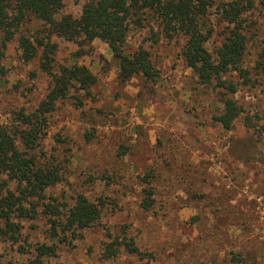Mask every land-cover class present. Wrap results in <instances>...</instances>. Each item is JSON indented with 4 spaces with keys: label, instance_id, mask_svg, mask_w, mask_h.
Segmentation results:
<instances>
[{
    "label": "rangeland",
    "instance_id": "obj_1",
    "mask_svg": "<svg viewBox=\"0 0 264 264\" xmlns=\"http://www.w3.org/2000/svg\"><path fill=\"white\" fill-rule=\"evenodd\" d=\"M87 1L62 0L57 16L80 19ZM226 1L208 0L212 34L205 46L212 56L229 26L218 11ZM248 5L238 19L246 36L247 79L230 69L223 87L216 79L200 80L181 53L184 39L166 38L149 17L129 27L123 49H146L158 70L153 79L139 74L122 81L105 40L56 34L50 35L55 52L48 73L39 63L46 31L35 18L24 32L37 48L35 57H22L17 38L6 42L0 125L13 129L17 116L33 112L63 66L84 65L96 78L89 89L76 80L67 87L26 149L41 164L60 167L62 178L48 187L45 202L71 204L81 193L100 208L99 220L57 243L49 262L264 264V72L256 67L264 46V0ZM227 96L242 112L224 128L214 117ZM149 198V209H142ZM45 221L42 214L17 216L0 203V264L25 262L35 243H50ZM113 237L132 240L138 252L121 245L116 255L105 256Z\"/></svg>",
    "mask_w": 264,
    "mask_h": 264
},
{
    "label": "trees",
    "instance_id": "obj_2",
    "mask_svg": "<svg viewBox=\"0 0 264 264\" xmlns=\"http://www.w3.org/2000/svg\"><path fill=\"white\" fill-rule=\"evenodd\" d=\"M248 4L250 0H228L221 5L218 10L220 17L229 26L215 50V56H212L205 46L212 34V27L206 18L208 0H89L84 4L80 19L67 14L57 16L62 0H0V59L6 42L14 38H17L25 60L37 55L36 46L24 34L27 22L35 18L42 21L40 31H46V41H39L42 46L39 63L48 73H52L55 52L50 35L56 34L68 40L78 37L105 40L119 66L118 76L122 81L139 74L153 79L158 70L153 66L148 51L141 46L132 53H125L123 49L129 27L142 26L149 17L156 21L166 38L180 36L184 39L181 53L200 80L209 82L216 79L217 84L223 87L226 82L222 75L230 69L247 79L248 69L242 64L246 36L238 19ZM256 67L264 72V46L258 54ZM51 78L50 88L33 112L17 116L13 129L0 125V192L3 194L0 203L5 210L20 217L42 214L46 218L47 237L51 239L50 243H35L33 256L20 264H52L49 258L56 255L57 243L69 236L77 237L81 229L92 226L100 218L98 204L81 193L74 197L71 204L66 201L45 202L48 187L62 178L60 167L41 164L35 155L26 151L35 145L47 116L54 109V103L66 95L67 87L76 80L80 89H89L96 81L86 66L77 64L63 66L61 74H53ZM222 101L223 110L214 118L224 128H229L242 109L230 96L223 97ZM245 119L251 120L250 117ZM262 121L264 125V119ZM10 182L16 185L12 188ZM150 204V198L143 199L140 206L148 210ZM6 225L9 230H15L11 222ZM124 240L113 237L104 248L105 256L116 255L121 245H125L129 252H138L132 240ZM19 251L24 249L19 247Z\"/></svg>",
    "mask_w": 264,
    "mask_h": 264
}]
</instances>
